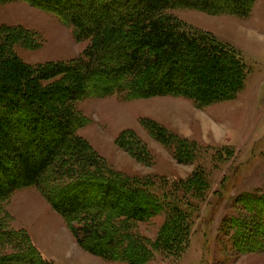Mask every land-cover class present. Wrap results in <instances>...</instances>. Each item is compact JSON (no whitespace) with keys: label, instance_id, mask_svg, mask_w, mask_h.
<instances>
[{"label":"trees","instance_id":"trees-1","mask_svg":"<svg viewBox=\"0 0 264 264\" xmlns=\"http://www.w3.org/2000/svg\"><path fill=\"white\" fill-rule=\"evenodd\" d=\"M10 1L53 14L78 41L89 43L69 63L32 67L11 48L25 46L29 33L10 30L0 37V203L32 186L63 219L75 243L92 255L127 264H144L153 251L178 258L199 217L204 173L196 167L186 180L167 186L165 177L141 179L115 170L77 135L87 120L72 109L73 102L168 96L205 107L233 99L248 72L238 51L169 11L244 18L255 0H0ZM59 75L57 82L41 84ZM58 93L62 96L53 99ZM140 123L177 162L196 160V141L151 120ZM115 144L139 162L153 161L130 129ZM219 150L218 159L232 155L228 148ZM160 214L164 224L155 242L135 232L137 224ZM1 250L0 264H53L25 231L5 228L0 220Z\"/></svg>","mask_w":264,"mask_h":264},{"label":"rangeland","instance_id":"rangeland-1","mask_svg":"<svg viewBox=\"0 0 264 264\" xmlns=\"http://www.w3.org/2000/svg\"><path fill=\"white\" fill-rule=\"evenodd\" d=\"M187 26L213 34L233 46L248 72L235 97L196 106L191 100L168 96L121 100L116 96L73 102L72 109L87 123L77 131L107 165L125 175L153 178L174 185L186 180L197 167L204 173L206 191L189 241L178 258L156 251L144 264H264V0H255L248 16L210 15L195 9L170 10ZM20 30L31 35L27 44L16 43L13 53L24 64L69 63L80 57L88 40H77L73 29L43 10L22 1L0 2V37ZM62 75L42 81L47 86ZM62 94H53L59 99ZM159 126L197 142L194 162H177L170 150L158 144L141 121ZM132 130L153 157L150 164L133 159L115 144L117 136ZM222 148L232 150L218 159ZM223 154V153H222ZM174 181V182H173ZM226 193V190H230ZM258 216H257V215ZM5 228L25 231L43 257L53 264H127L108 261L80 248L63 219L35 187L13 192L0 203ZM164 215L139 223L135 232L155 242ZM5 251H0L3 253Z\"/></svg>","mask_w":264,"mask_h":264}]
</instances>
